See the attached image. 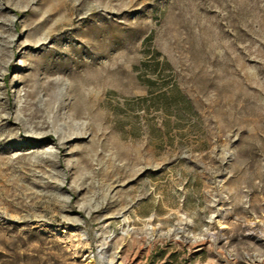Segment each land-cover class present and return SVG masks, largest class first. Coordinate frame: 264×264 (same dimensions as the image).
<instances>
[{"label": "rangeland", "instance_id": "1", "mask_svg": "<svg viewBox=\"0 0 264 264\" xmlns=\"http://www.w3.org/2000/svg\"><path fill=\"white\" fill-rule=\"evenodd\" d=\"M0 264H264V0H0Z\"/></svg>", "mask_w": 264, "mask_h": 264}]
</instances>
